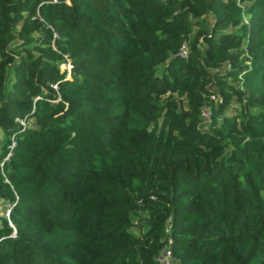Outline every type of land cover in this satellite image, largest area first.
I'll use <instances>...</instances> for the list:
<instances>
[{
  "label": "trees",
  "instance_id": "1",
  "mask_svg": "<svg viewBox=\"0 0 264 264\" xmlns=\"http://www.w3.org/2000/svg\"><path fill=\"white\" fill-rule=\"evenodd\" d=\"M164 249L264 264V0H0V264Z\"/></svg>",
  "mask_w": 264,
  "mask_h": 264
},
{
  "label": "built area",
  "instance_id": "2",
  "mask_svg": "<svg viewBox=\"0 0 264 264\" xmlns=\"http://www.w3.org/2000/svg\"><path fill=\"white\" fill-rule=\"evenodd\" d=\"M180 55H184L185 54V49L184 47H181ZM61 67V71L66 72V74L70 73L71 70V63L68 60H65L64 62H62V64L60 65ZM203 115L206 116L207 112H203ZM169 256H170V252L168 249H164L163 252L161 253V255L158 257L160 263L164 264V259H166L168 261L169 264Z\"/></svg>",
  "mask_w": 264,
  "mask_h": 264
},
{
  "label": "rangeland",
  "instance_id": "3",
  "mask_svg": "<svg viewBox=\"0 0 264 264\" xmlns=\"http://www.w3.org/2000/svg\"><path fill=\"white\" fill-rule=\"evenodd\" d=\"M159 67H157L158 69ZM1 212H3V210H1ZM170 262V261H169ZM164 264H168V261L166 259H164Z\"/></svg>",
  "mask_w": 264,
  "mask_h": 264
}]
</instances>
